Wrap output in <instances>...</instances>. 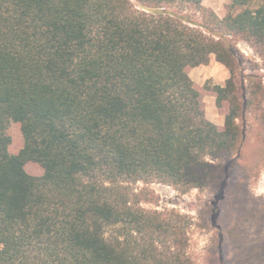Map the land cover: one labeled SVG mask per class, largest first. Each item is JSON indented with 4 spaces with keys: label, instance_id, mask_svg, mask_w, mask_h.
<instances>
[{
    "label": "trees",
    "instance_id": "trees-1",
    "mask_svg": "<svg viewBox=\"0 0 264 264\" xmlns=\"http://www.w3.org/2000/svg\"><path fill=\"white\" fill-rule=\"evenodd\" d=\"M232 6L199 23L185 12L203 0H0V264H195L189 217L142 202L155 181L207 188L239 120L254 110L264 126V81L228 41L264 57V0ZM212 55L230 77L200 89L188 68Z\"/></svg>",
    "mask_w": 264,
    "mask_h": 264
},
{
    "label": "rangeland",
    "instance_id": "rangeland-1",
    "mask_svg": "<svg viewBox=\"0 0 264 264\" xmlns=\"http://www.w3.org/2000/svg\"><path fill=\"white\" fill-rule=\"evenodd\" d=\"M232 2L203 0V10L189 7L185 13L199 23L205 22L212 11L223 18L230 11L241 10L233 7ZM228 41L244 55L243 73L254 71L264 81L261 49L237 36L228 37ZM188 72L200 89L207 83L224 84L230 77L229 70L215 55L206 66L188 68ZM243 82L247 84L248 80ZM202 100L207 117L223 127L227 105L218 107L215 93L207 89ZM239 123L244 137L234 154L215 160L221 170L207 188L183 193L173 185L155 181L148 185L153 201L142 202L150 210H175L189 217L187 252L195 264H264V126L254 110ZM9 133L11 150L18 153L23 147L19 124H14ZM27 169L33 175L43 173L35 162H29ZM143 186L142 182L134 185L137 191Z\"/></svg>",
    "mask_w": 264,
    "mask_h": 264
},
{
    "label": "crops",
    "instance_id": "crops-1",
    "mask_svg": "<svg viewBox=\"0 0 264 264\" xmlns=\"http://www.w3.org/2000/svg\"><path fill=\"white\" fill-rule=\"evenodd\" d=\"M202 66H206V65H200V66H197V68H198V67L200 68V67H202ZM216 124H217V123H216Z\"/></svg>",
    "mask_w": 264,
    "mask_h": 264
}]
</instances>
